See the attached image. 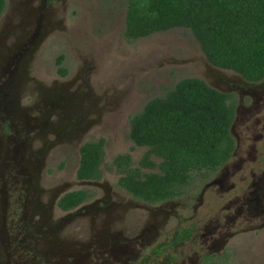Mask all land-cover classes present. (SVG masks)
<instances>
[{
  "label": "rangeland",
  "instance_id": "1",
  "mask_svg": "<svg viewBox=\"0 0 264 264\" xmlns=\"http://www.w3.org/2000/svg\"><path fill=\"white\" fill-rule=\"evenodd\" d=\"M6 2L7 16L0 24L18 25L26 31L25 36L20 32L15 39L18 46L15 50L17 60H22L25 65V80L19 87L31 82L33 86L45 91L43 100L49 101V105L58 103L76 107L81 116L85 117L82 141L99 138L106 141L101 180L91 185H76L71 189L89 190L95 194V199L85 204L90 212L78 218L81 222L72 223L73 228L72 224H58L57 220L65 215L54 206L52 213L55 217L49 222L51 232L47 234L42 230V219L38 215L29 230L14 235L12 247L1 249L3 264L13 260H19L21 264L26 260L27 264H39L33 260L34 255L35 259L43 258L45 264H52L61 260L64 249H72V243H79L78 248L83 249V253L88 250L90 237L87 235L94 233L91 225L94 211H104L101 217L105 224L100 227L104 234L114 235V240L124 239L122 237L126 234L121 236L120 231H124L128 225L120 223L125 219L122 218L123 210L115 211L118 209L114 208V204L126 206L134 198L119 186L120 174L115 172L113 160L119 154H130L133 166H138L146 152L145 148L135 146L129 139L131 117L140 112L150 100L163 96L181 79H203L207 63L198 42L187 30L175 29L127 41L124 36L126 0ZM61 55L64 56V67L68 70L65 77L57 71V59ZM13 57L12 53L8 54L6 60L11 61ZM25 89H17L21 97L18 106L31 108L32 111L37 104L30 90L27 92L28 97H24ZM60 149L65 153L57 161H51L54 152L49 158H41L43 176H46L42 183L44 190H54L55 185H49L54 176L58 177V183L61 184L77 180L79 157L70 149ZM155 161L159 162V159L155 158ZM204 183L205 180L197 178L187 188L185 201L195 202ZM211 196H215L213 189L207 194L208 198ZM108 197H115L116 200H108ZM48 198H43V204H48ZM98 200L102 202L96 205ZM114 201L117 202L113 204ZM102 203L104 205L101 206ZM260 222L256 228L244 229L230 241L224 255L225 264H264V218ZM28 223L27 217L24 225ZM173 223L167 228H174ZM181 248L188 250L189 244H182ZM104 250L108 257L99 255L98 264H106L107 260L110 264H127L126 258L120 255H117L120 259L114 257L115 251L129 252V264H139L138 261L144 256L143 248L139 249L136 245L120 244L113 250Z\"/></svg>",
  "mask_w": 264,
  "mask_h": 264
},
{
  "label": "flooded vegetation",
  "instance_id": "2",
  "mask_svg": "<svg viewBox=\"0 0 264 264\" xmlns=\"http://www.w3.org/2000/svg\"><path fill=\"white\" fill-rule=\"evenodd\" d=\"M5 12L6 9L4 16L0 17L2 23L7 16ZM2 23L0 24V264H3L1 249L12 247L15 241L14 235H20L22 230H29L34 225L33 219L38 215L42 219L40 222L44 228L42 230L48 234L51 232L49 222L55 217L52 213L54 206L65 215L64 218L57 220V223L63 222L64 225L69 226L72 223L79 224L81 220L78 218L90 212L85 204L94 200L95 194L89 190L71 189L76 185L86 186L97 183L101 180L102 174L96 180H80L79 163L75 182L61 184L58 183V177L54 176L49 182L51 187L55 185L54 190H44L42 183L45 182L46 176H43L44 170L40 161L41 158L52 156V152L54 155L51 161L59 160L65 153L60 148H64L72 150L81 162V152L85 144L103 139L82 141L85 134L83 129L85 117L81 116L80 110L76 107L58 103L49 105V101L43 100L45 91L33 86L31 82L19 87V84L25 80L23 69L25 65L22 60H17L15 50L18 46L15 44V39L20 32L25 36L26 31L21 30L18 25L9 23L2 25ZM7 41L9 42L6 44ZM11 53L14 55L13 60L7 61V56ZM206 63L204 78L201 80L226 95L228 105L234 107V119L229 130L234 142L231 159L214 173L205 177L201 175L194 177L193 182L200 178L205 180V183L193 203L185 201V192L193 182L180 196L172 199L158 202L138 199L119 184L124 174L119 170V166L114 165L115 172L120 174L119 186L134 198V201L126 206H118L121 204L116 206L114 203L117 201L113 202L114 208L118 209L115 211L123 210L122 218L125 219L120 223L128 225L124 231H120L121 236L126 234L122 237L124 239L114 240V235L104 234L100 230L105 224L101 217L104 211L97 213L94 211L95 215L91 219L94 233L91 234L90 231L91 235H87L90 237L88 250L83 253L84 250L80 249L81 252L78 248L79 243L76 245L72 243V249L69 247L64 249L61 260L52 264H98L99 255L108 257L104 249L110 251L120 244L143 248L144 256L138 261L139 264H186L187 262L225 264L224 255L227 253L230 241L244 229L256 228L261 223L260 220L264 218V77L249 81L233 71L215 68L207 60ZM24 87H26L25 98L28 97L29 90L33 92L32 97L37 105L32 111L31 108L18 106L21 97L18 96L17 89ZM103 140L105 149L106 141ZM145 149L147 152L148 148ZM103 164L104 162L100 166L101 170ZM130 168L140 169L143 175L160 172L158 165L154 168L131 165ZM212 189L215 196L208 198L207 194ZM76 191H86L89 197L76 209L63 211L59 207V201L65 195ZM47 196H49L48 204H43L42 200ZM111 198L116 200L115 197L107 199ZM101 202L98 200L95 204ZM27 217L29 223L24 225ZM171 222H175L174 228H167ZM27 237L31 238L30 235ZM182 244H189V249L183 250ZM113 255L116 258L117 255L126 258L127 264L131 262L127 251H115ZM35 257L36 255L33 256L35 263L38 261L39 264H45L43 258L37 260ZM107 261L105 263L110 264ZM8 263L21 264L19 260ZM27 263L28 260L22 262V264Z\"/></svg>",
  "mask_w": 264,
  "mask_h": 264
},
{
  "label": "trees",
  "instance_id": "3",
  "mask_svg": "<svg viewBox=\"0 0 264 264\" xmlns=\"http://www.w3.org/2000/svg\"><path fill=\"white\" fill-rule=\"evenodd\" d=\"M127 41H135L175 29L190 31L210 65L233 71L249 81L264 77V0H126ZM6 0H0V17ZM64 56L57 59L65 77ZM234 107L227 96L199 78H183L163 96L150 100L131 117L129 139L148 148L139 163L160 172L143 175L130 168V155L117 156L113 164L124 174L119 184L134 197L158 202L180 196L196 175L214 173L234 151L230 127ZM104 140L82 148L78 178L101 177ZM153 158L160 160L157 163ZM86 191L65 195L63 211L79 207ZM39 260V259H37Z\"/></svg>",
  "mask_w": 264,
  "mask_h": 264
}]
</instances>
